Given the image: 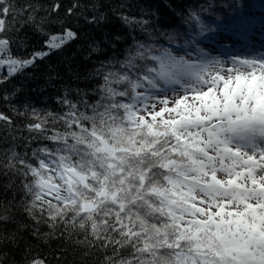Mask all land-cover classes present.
<instances>
[{"label": "snow or ice", "instance_id": "obj_1", "mask_svg": "<svg viewBox=\"0 0 264 264\" xmlns=\"http://www.w3.org/2000/svg\"><path fill=\"white\" fill-rule=\"evenodd\" d=\"M9 13L7 0H0V17ZM85 19L99 23L105 14ZM119 19L141 30L148 23ZM27 20L33 22L35 13ZM189 20L196 30L182 44H176L175 32L160 33L168 47L153 42L149 32L147 42L133 37L124 59L102 64L95 73L103 78L99 99L89 103L82 97L85 111L67 93L57 98L67 106L63 115L47 112L40 120L32 110L40 122L29 131L45 132L47 117L62 120L65 131L44 136L57 146L33 151L38 167L16 161L27 169L25 177H33L24 184L31 196L25 210L52 220L71 212L69 222L87 224L101 247H113L114 256L120 248L132 249L130 258L109 257L108 264H264V54L213 57L202 44L229 26L219 24L220 17L205 23L191 9ZM9 30L0 18V34ZM37 31L48 37L46 50L27 58L14 57L9 39L0 37L4 79L77 38L71 28L50 34L37 25ZM0 120L10 123L2 113ZM8 219L0 214V222Z\"/></svg>", "mask_w": 264, "mask_h": 264}, {"label": "trees", "instance_id": "obj_2", "mask_svg": "<svg viewBox=\"0 0 264 264\" xmlns=\"http://www.w3.org/2000/svg\"><path fill=\"white\" fill-rule=\"evenodd\" d=\"M7 3L10 13L0 18L10 30L0 37L9 39L14 57L27 58L34 51L46 50L48 37L37 31V25L50 34H62L65 28H71L77 38L7 79H4L6 69L0 65V79L4 80L0 83V113L10 118V123L0 120V214L9 217L0 222V264H31L34 260H42L44 264H108L109 257L130 258L131 248H120L119 256H114L113 247H101L87 231V224L81 228L70 223L71 212L56 220L36 209L31 216L28 214L25 209L31 196L26 195L24 184L33 177H25L22 172L27 169L16 161L23 159L38 167L33 151L45 147L54 150L57 146V142L44 136L65 131L63 121L52 117H47L42 125L46 129L43 133L29 131L28 126L43 120L47 112L63 115L67 106L58 103L57 98L63 99L65 93L67 99L78 105L82 97L95 103L103 83L102 75L95 74L97 69L109 61L124 59L133 37L147 42L150 32L156 37L153 42L168 47L160 33L175 32L176 44H182L186 34L196 30L195 22L189 20V9L197 12L205 23L216 24V17H220L219 24L229 26L227 31L218 28L202 44L211 56H227L232 43L238 51L248 49L237 43L247 39L252 50H264V31L260 29L264 25V0H7ZM57 3L59 9L52 12ZM74 3L77 7L68 15L67 9ZM201 6L207 7L208 12H202ZM33 12L35 20L30 23L27 17ZM101 13L105 14L102 22L88 23L85 19L99 17ZM121 15L148 23L141 30L139 25L123 23ZM172 47L176 55L183 54L178 47ZM33 109L39 111L40 120L32 115ZM10 163L15 168H9Z\"/></svg>", "mask_w": 264, "mask_h": 264}, {"label": "rangeland", "instance_id": "obj_3", "mask_svg": "<svg viewBox=\"0 0 264 264\" xmlns=\"http://www.w3.org/2000/svg\"><path fill=\"white\" fill-rule=\"evenodd\" d=\"M261 31H264V25L261 24L260 26ZM257 32V30H255ZM249 36V35H247ZM238 46L243 43L245 46L248 47V49H244L243 51H238L237 46L235 44H230V53L227 54V56H222L221 58L227 60L230 56H240V57H252V56H258L260 54H264V50H252L253 48L250 46V39L245 40V42H237ZM242 45V44H241ZM264 48V46H263ZM241 52V53H240ZM212 56L216 57L215 54H212ZM1 67L5 68L7 71V65H1ZM224 74V73H221ZM169 97H171V93L169 94ZM171 106V102L170 105ZM157 110H159V105H157ZM58 182V181H57Z\"/></svg>", "mask_w": 264, "mask_h": 264}]
</instances>
